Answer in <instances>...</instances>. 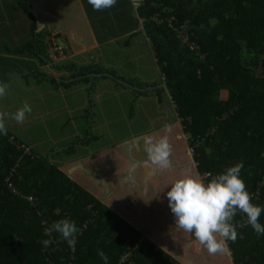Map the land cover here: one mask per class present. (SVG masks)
<instances>
[{
	"label": "trees",
	"instance_id": "1",
	"mask_svg": "<svg viewBox=\"0 0 264 264\" xmlns=\"http://www.w3.org/2000/svg\"><path fill=\"white\" fill-rule=\"evenodd\" d=\"M123 1L115 4L120 7L118 13L114 11L98 22L91 17L94 36L101 44L128 37L125 46L134 37L144 36L163 76L156 90L152 91L156 85L121 77L115 68L100 62L81 65L66 61L74 53L91 48L89 39L87 42L79 37L81 27L67 33L66 26H71L72 21L59 27L57 18L47 23L40 15L39 0H0V9L18 21L27 38L18 39L17 45L13 38L12 44L0 43L1 50L9 55L1 56V61L12 63L8 70L0 71L4 79L16 76L24 82L35 80L55 90L52 94L66 89V95L87 86L89 103L84 114L89 129L68 148L40 155L34 149L40 147L38 128L35 135L27 131L29 136L21 138L12 126L6 125L7 135L0 134V264H105L98 250L108 257L107 264H118L127 251L126 243L131 245L135 264H264V234H257L246 224L245 214L238 212L234 218V223H245L237 228L236 241H228L229 250L210 254L192 234L176 231L167 198L176 175L180 178L198 172L214 176L242 162L241 176L253 203L264 207V0H143L138 10L133 9L132 0H127L131 8ZM121 15H126V20L121 21ZM109 21L113 31L104 26ZM115 23L128 30L120 33ZM184 24L192 42L204 54L203 59L177 39L176 29ZM47 35L57 39L65 36L73 55L50 57ZM49 64L51 73L40 70L39 65L46 68ZM109 79L118 87L132 90L134 101L166 93L181 118L180 127L174 126L168 137L173 165V170H166L172 173L170 182L165 178L157 181L158 171L153 166L142 167L138 169L143 173L138 182L141 193L136 185L116 190L119 196L113 198H125L122 203L107 202L97 194L102 187L94 190L84 179L51 160L55 155H75L81 147L100 140L92 127L96 115L92 110L94 95L98 84ZM53 98L67 100L58 95ZM0 111L3 112L2 105ZM184 137L193 153L187 150L180 164H175ZM141 157L146 159L145 153ZM111 164L107 161L103 168ZM150 170L155 174L148 177ZM163 182L166 187L162 198L149 201L155 196L153 188ZM142 200L144 203H139ZM65 217L81 229L74 251L58 234L46 235L54 221ZM259 222L264 224V211ZM167 225L172 228L164 230ZM144 235L152 242L147 239L140 243ZM44 239L53 242L45 248L40 243Z\"/></svg>",
	"mask_w": 264,
	"mask_h": 264
},
{
	"label": "rangeland",
	"instance_id": "2",
	"mask_svg": "<svg viewBox=\"0 0 264 264\" xmlns=\"http://www.w3.org/2000/svg\"><path fill=\"white\" fill-rule=\"evenodd\" d=\"M123 2H125V4L131 8V5L129 4V2H127V0H124ZM82 3L85 4L84 0H82ZM86 8L88 9L87 14H93L90 11V7L88 8L86 6ZM110 9H106V11H109ZM47 18H45V20L48 23L49 20H54L55 18H57V16ZM22 27L25 30L24 22ZM88 31L90 33V42L97 43L96 36H91L92 29L90 25H88ZM26 39V37H23L22 41H25ZM46 42L48 44L50 57L52 56L59 59L58 55L60 52L64 54L62 58H64L65 55H73V50L70 46H68L64 37L57 39L54 35H47ZM110 43L111 44L107 43L109 45H101V48L98 47L99 49L95 48L92 51H87L86 53L83 52L79 55H73L70 60L66 61H75L77 63H81V65H87L93 61L100 62L102 64L115 68L117 72H119L120 76L122 75L121 77L124 76L125 78L136 79L139 84L142 85H150L154 87L156 85V87L153 88L152 91L156 90L162 85L163 76L160 74V68L155 62L151 45L147 42L144 36L139 35L134 37L129 46H125L122 44L117 45V42L115 41H112ZM64 51L66 52L64 53ZM39 67L40 70H43V72L51 73V64H49L46 68H43L42 65H39ZM15 77L16 76H12L10 81H15ZM27 84L34 85L36 88L38 87L35 80H31L30 83ZM39 87L47 91L52 90L48 87L47 84H40ZM87 88V86L77 87V89L84 90L85 92L76 93L77 96L73 97H65V93L67 91L66 89H60L55 92L54 95H58L59 99L61 96L62 98L71 100V106H68L64 102L60 101L57 103L54 101V103L52 104V99H50L51 97L49 95L46 96L45 94H43L44 98L41 103L38 104L39 109H32L31 113L26 115V118H29L34 114H42L39 118H33V120L35 121L32 124L31 122H28L26 120L25 121L27 122V124L18 123L11 117L8 120V123L12 124L13 126L15 124H19L12 127L13 130L17 129L19 131V133L18 131L17 133L21 136V138L22 136L26 137L24 131H32L33 135H35L38 128V134L41 139L39 142L40 147H34V149L40 155H47L52 150L59 151V149H64L66 147L68 148L73 145L74 140L77 138V136H79L80 133H82V131H84V133L86 134L87 130L89 129L88 120L84 117L85 110L89 108V103H87ZM141 90L143 93L146 92L145 88H141ZM33 91L34 89L26 90L25 95L23 96L20 91L13 94L10 90V95L7 98V101H5L1 97L0 103L3 106V103L11 104L12 102L17 101L18 107L10 112V115H12L17 111V109L22 107V105L25 103L24 99L27 96L33 95ZM49 94L51 93L49 92ZM134 97L135 95L133 94L132 90L122 88V86H116V82L111 79L100 82L97 86V93L94 96L95 107H93L92 109L96 114L95 116H97L93 122L94 125L103 123L102 127L100 128L102 131L100 141L92 142L88 149H86V151L88 152L79 154L77 157L66 154L59 156L55 155V157L51 159L52 162L54 161V164L57 165L55 159H63L64 163H66V161L74 163L75 161L86 159L88 156L93 155L94 153H100L104 151V149H99L105 145H107L110 150H114L118 148L120 144H123L126 140H130L131 138L136 137V134L134 133H139V131L143 129H148V125H151L152 129L154 128V126L157 127V125H159V127L153 130L157 131L167 126L168 123L172 122L171 119L177 116L174 107L170 106V104H167L171 99L170 96H168L166 93L160 95V99L156 96H142L134 101ZM226 97L227 94H225V98ZM81 99H86V105H81V108H85L83 111L77 109V107L79 106V101H81ZM74 100H76L77 102H74ZM71 107H73V110H71ZM130 116H133L134 119H132ZM175 121L179 122L178 118ZM20 128L22 129V131L20 130ZM98 131L100 133V130ZM147 131L149 133V131L151 130ZM179 147L180 149L178 150L176 155L178 159L174 161L175 164H180V158L185 156L187 150L191 152V150H189L190 146L188 145L186 137H184V140L182 144L179 145ZM83 151L85 150H82V152ZM138 154L140 157L144 156L143 151ZM170 170L173 169L171 168ZM174 170L176 171L175 168ZM178 171L183 172L180 169H178L176 172ZM165 172L166 171H163L162 173ZM126 175L127 174H121L123 179ZM175 179H177V175L174 177L173 182L175 181ZM156 180L160 182L161 178L158 177ZM139 182L141 181L139 180ZM134 185L137 186V192L141 193L137 181ZM164 185L165 182H163V184L159 183V187L153 188L155 189V196H151L148 200L155 202L156 198L162 195V190L166 187ZM109 189H111L110 185ZM142 198H144V196ZM124 199L122 200V202L124 201ZM111 203H119V201L117 199H112ZM139 203H144V201L142 200ZM142 217L144 218V216ZM171 228L172 227L170 225H167L164 230H168ZM143 237L146 239L145 235ZM148 240L150 239L148 238ZM190 247L191 243H189V248ZM186 256L188 258H191V256L187 254Z\"/></svg>",
	"mask_w": 264,
	"mask_h": 264
},
{
	"label": "clouds",
	"instance_id": "3",
	"mask_svg": "<svg viewBox=\"0 0 264 264\" xmlns=\"http://www.w3.org/2000/svg\"><path fill=\"white\" fill-rule=\"evenodd\" d=\"M117 0H88L93 10L100 11L115 6ZM134 10L140 4L132 0ZM7 93V85L0 83V97ZM32 111L25 102L22 107L11 115L18 123H23L26 115ZM8 115L0 111V134L7 135L5 117ZM130 159L125 180L130 184L136 183V173L140 168L166 171L172 168V148L167 135L156 138L152 135H143L126 140L122 145ZM142 148L146 159H137L135 153ZM243 163L238 162L225 171L212 175L211 173H189L175 179L167 191L169 207L175 217L176 231L193 235L201 246L210 254L224 253L229 250L228 241L235 242L238 237L237 228L245 222L234 223L237 213L246 215V224L250 225L257 234H264V224L259 222L264 207L253 203L252 194L247 190L241 176ZM210 177V178H209ZM58 234L70 249L75 250L76 237L81 229L70 218L54 221L47 229L46 235L51 237ZM52 239H44L40 243L47 248ZM98 255L107 264L108 257L98 250Z\"/></svg>",
	"mask_w": 264,
	"mask_h": 264
},
{
	"label": "crops",
	"instance_id": "4",
	"mask_svg": "<svg viewBox=\"0 0 264 264\" xmlns=\"http://www.w3.org/2000/svg\"><path fill=\"white\" fill-rule=\"evenodd\" d=\"M118 1L119 0H117V2ZM49 2H50V4H49ZM84 2L88 8L90 7V11L93 14H91V15L87 14L88 9L86 8L85 4L82 3V0H57V2L55 0H39V8H40V13H41L40 15L43 18H47L49 16H57V20H58L57 26L58 27L61 25V23H64L68 20H70V22L72 21L71 26H66L67 33H68V31H74L76 28L81 27L79 37H80V39L86 38L87 42L89 39V44H91V48L89 49L90 51H92L93 49L98 48V47L101 48L100 47L101 45H105V44L109 45V44H111L110 42H112V41L117 42L116 43L117 45L118 44L124 45V43L127 41L128 37L121 36L117 40H111V41H108V42L103 43V44L99 43L98 41H97V43L90 42V33L88 31V25H90V27L92 29L91 36H94V30L92 27V23H93L92 19L95 22H98V21H100V19H102V18L104 19V17L106 15L113 14L114 11L118 13L120 10V7H117V6L112 7L109 11H106V9L96 11V10H93L92 6L88 3V0H86ZM117 4H119V3H117ZM125 10H126V8H125ZM2 12L3 13L5 12V10H3V8L0 9V43L1 42H3V43L8 42L9 44H12L11 39L13 38L14 45H17L18 39L22 40V38L23 37L25 38L26 36L22 33V28L20 26H18V21L15 18H11L7 12H5L3 15L4 19H1L3 17ZM120 13H122V12H120ZM91 17H92V19H91ZM47 20H48V18H47ZM120 20L121 21L126 20V15H121ZM73 21H74V23H73ZM48 23H50V22L48 21ZM81 23H83V25H81V26L77 25V24H81ZM120 24H122V23H120ZM54 25H56V24H54ZM104 26L106 29H109L111 31H113V29H114V27L111 26V21L105 23ZM115 28L117 30H119L120 33H122V31L128 30L126 27L118 26V23H115ZM63 37L65 38V36H63ZM122 39H123V41H122ZM95 40H96V38H95ZM107 43H109V44H107ZM127 46H129V43L127 44ZM87 51L88 50L82 51L80 53H74V55H79V54H82L83 52L86 53ZM1 56L9 57L7 52L1 50V45H0V58H1ZM9 66H12L11 62L3 63L0 59V71L1 70H8L7 68ZM20 76H21V74H20ZM0 83L7 85V93L4 97H2L5 101H7V98L10 95V90L12 91L13 94L20 91L22 93V95L24 96L26 90L34 89L33 95H29L24 99L25 102H27L33 110L39 109L38 104L41 103V101L43 100V98H44L43 94H45L46 96L49 95L51 97L50 99H52V104L54 103V101L56 103L59 102V100H55L53 98V96H54V94H52L54 92L53 90H51V91L43 90L41 87H39L38 84H37L38 87L36 88L34 85L27 84L30 82H27V81L24 82V80H21V78H16L15 81H10L9 79H4L3 74L0 73ZM49 92L51 94H49ZM79 92L84 93L85 91L80 90V89H77L74 91H68L67 94L65 95V97L66 96H73ZM96 93H97V91H96ZM0 99H1V97H0ZM62 102H64L68 106H71V101L62 99ZM74 102H77V101L74 100ZM87 103H88V99H87ZM167 104H170V106L174 107L175 113L177 115L175 118L171 119L172 122L168 123L167 126L163 127L162 129H159L157 131H153V130H155L157 127H159V125H157V127L154 126L153 129H152L151 125H148V129H143V130L139 131V133H134V134H136V137L143 136V135H152L156 138H159L163 135H167L168 137H170L172 135L171 130L173 129V127L174 126L180 127L181 118L178 117L175 105L172 103L171 100ZM1 105L2 104L0 103V106ZM81 105H83V106L86 105V99L85 100L81 99V101H79V106L77 107V109H80L81 111H83L85 108H81ZM17 107H18L17 101L12 102L11 104L3 103V106H2L3 112L8 114V115H6L5 119L9 120L11 117L10 112L15 110ZM71 110H73V107H71ZM41 115L42 114H34V115H31L30 118H26L25 120L28 122H31V124H32L35 121V120H33V118H39ZM96 117L97 116H95V118ZM131 118L134 119L133 116ZM177 118H178L179 122L175 121ZM25 120H24V122H25V124H27V122ZM6 125L7 126H13L12 124H9L8 122H6ZM16 125H19V124H15L14 126H16ZM102 125H103V123H99L97 125H94V123H93V133L95 135L99 136L100 139L102 136V134H101L102 131L100 129L102 127ZM105 126H106V122H105ZM20 130L22 131L21 128H20ZM98 130H100V133ZM147 130H151V131H149V133H148ZM15 131H18V130L15 129ZM18 133H19V131H18ZM24 133L26 136H29L27 134V131H24ZM84 135H85V133H84V131H82V133H80L76 139H78L79 137H83ZM99 141H97V142H99ZM123 144H120V146L118 148H116V149H119V151H117V152H115L114 150H110L109 147L107 145H105L99 149V150L104 149V151H102L100 153H94L93 155L88 156L86 159L75 161L74 162L75 164L71 163V162H67V161H66V163H64L63 159H55V161H56L57 165L59 167H61L63 170H65L66 172L74 174L75 176L84 179L87 182V185L93 187L94 190H99L102 187V192L97 193V194L103 196L104 200L111 203V200L114 199L113 197L119 196V194L116 193V190H123L125 188H132L135 186V185L128 184V182L125 180V178L123 179V177L121 176V174H127L128 162H130L128 155L125 153V151L122 147ZM88 147H85V148L81 147L79 152L73 156L77 157L79 154L88 152V151H86V149H88ZM82 150H85V151L82 152ZM138 153H140V151L135 153V156L137 159H145V158L140 157ZM107 161L112 163L111 164L112 166H106L105 168H103V166L107 165ZM113 165L114 166L116 165V166L113 167ZM156 170L158 171V175H155L156 177H159L161 179L165 178L166 182H170V180H171L170 175H172L171 171L162 173L163 171L158 170V169H156ZM154 174L155 173L153 172V170H150L148 177H150ZM142 175H143L142 171L137 170V173H136V181L137 182H139V177ZM109 185L111 186V190H108ZM159 197L162 198L161 196H159ZM122 199L123 198H119L117 200L119 201V203H122L121 202ZM145 237H146V239H148L147 236H145ZM151 242H152V240H151Z\"/></svg>",
	"mask_w": 264,
	"mask_h": 264
},
{
	"label": "built area",
	"instance_id": "5",
	"mask_svg": "<svg viewBox=\"0 0 264 264\" xmlns=\"http://www.w3.org/2000/svg\"><path fill=\"white\" fill-rule=\"evenodd\" d=\"M143 0H137V3H141ZM187 25H181L179 28L176 29V36L179 41L182 42L184 46H187L188 49L194 53L196 56L199 58L203 59L204 54L200 50V47L196 46L192 40H191V35L188 33L187 30ZM64 56L63 53H59V58H62ZM191 152L193 153V149H190ZM11 188H13V192L18 194V191L16 190L15 186L11 185ZM29 201H33L32 197H29ZM147 239H145L143 236L139 238L140 243L146 242ZM127 251L121 256L119 263L118 264H135L131 258H132V248L129 243H126Z\"/></svg>",
	"mask_w": 264,
	"mask_h": 264
}]
</instances>
